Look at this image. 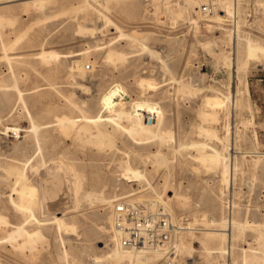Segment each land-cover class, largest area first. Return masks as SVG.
Listing matches in <instances>:
<instances>
[{
    "label": "rangeland",
    "instance_id": "rangeland-1",
    "mask_svg": "<svg viewBox=\"0 0 264 264\" xmlns=\"http://www.w3.org/2000/svg\"><path fill=\"white\" fill-rule=\"evenodd\" d=\"M164 1L169 0H44L40 5L35 0H0V151L9 153L0 152V158L12 163L9 148L20 144L17 158L30 159L24 170L35 191V216L45 223L29 220L25 228L40 230L41 238L35 248L20 251L16 242L22 239L9 234L26 215L10 202V195L15 202L18 198L8 192L13 177L4 173L8 183L0 186V213L7 224L0 228V264H128L126 258L113 259L114 202L136 204L174 194L183 196L185 204L169 200L173 217L195 218L196 223L191 227L194 240L188 233L175 241L191 246L192 252L179 253L173 263L264 264V239L258 236L264 233V0H239L237 20L225 17L221 24L196 15L198 23L192 24L176 16L175 2L183 5V0ZM109 49L123 58L108 60ZM42 50L59 57L45 64L37 55ZM75 60L91 69L76 73ZM142 78L151 79L156 88L139 86ZM183 85L194 93L184 95ZM217 93L227 97L226 109L208 122L204 99ZM141 100L158 105L160 127L173 135L169 145L154 135L139 141L113 122L96 126L84 119L108 115L126 126L134 120L132 104ZM60 117L76 120L70 132L56 122ZM84 125L88 134L78 130ZM201 126L228 138L222 143L208 139L199 134ZM151 128L158 133L156 125ZM98 130L107 139L101 137L103 146L94 137ZM190 141L205 142L207 151L216 149L228 157L232 169H227V182L221 167L198 161L196 151L184 147ZM158 156L162 164L154 159ZM126 163L144 178L125 179ZM49 181L61 186L53 197L46 191ZM124 192L135 195L113 197ZM232 193L234 207L227 212L225 201ZM53 216L65 219L70 228L59 231L49 224ZM232 217L241 223L230 240L206 241L207 228H224L209 221ZM220 247L225 252L212 253ZM169 251L145 264L168 263Z\"/></svg>",
    "mask_w": 264,
    "mask_h": 264
},
{
    "label": "bare ground",
    "instance_id": "bare-ground-1",
    "mask_svg": "<svg viewBox=\"0 0 264 264\" xmlns=\"http://www.w3.org/2000/svg\"><path fill=\"white\" fill-rule=\"evenodd\" d=\"M104 1V0H103ZM107 1V0H106ZM167 1V0H166ZM173 0H169L165 3V4H170L172 3ZM217 1V4H218V9L213 13L211 14L210 16L208 17H204L202 14L199 13V11L197 10V1L196 0H183L182 3L183 5H181L180 3L178 2H175V5L174 7H177V10H179L176 14L177 17H186L187 20H189V22H191L192 24H197V20L196 18H194L193 16H197L199 19L201 20H209L211 22H215V23H218V24H221L222 23V20H224L223 18L227 17V18H231L233 19L234 18V22L237 20L236 19V16H237V6H238V2L239 0H236V1H231V0H216ZM36 3H38L39 5L42 4L44 2V0H35ZM94 2V1H93ZM85 3L84 2V6H85ZM191 3H193V8L191 7ZM83 4H81L82 6ZM91 5V4H90ZM166 6V5H165ZM170 7V6H169ZM79 8V6H78ZM83 8V6H82ZM86 8L87 5H86ZM155 10H157L156 6H154ZM166 9V8H165ZM174 9V8H173ZM78 10V9H77ZM80 10V8H79ZM154 10V12H155ZM169 11H170V8H169ZM172 13V11H170ZM232 15V16H231ZM195 16V17H196ZM226 19V18H225ZM0 21H2V19H0ZM233 21V20H232ZM2 23V22H1ZM85 26V25H84ZM213 26V25H212ZM81 27V25H80ZM114 27L116 29H118L117 25L114 24ZM210 27V26H209ZM221 27V26H220ZM81 29V28H80ZM238 30V29H237ZM80 31V30H79ZM84 31V30H83ZM85 33V31H84ZM234 33V32H233ZM232 33V34H233ZM234 35V34H233ZM230 36V35H229ZM239 38V37H238ZM17 39V38H16ZM250 42V41H249ZM11 45V44H10ZM9 47V46H8ZM11 47V46H10ZM9 47V48H10ZM143 47V46H142ZM248 48V47H247ZM3 57L4 58H7V49L5 47H3ZM153 52V51H152ZM2 53V52H1ZM152 54V53H151ZM38 55V58L42 59L43 61H45V64H47L46 62L49 61V60H52V59H56L59 57L58 54L56 53H53L51 51H44L42 50ZM61 56H64V55H61ZM124 55H122V53H118L116 51H113L112 49H109V52H108V55H107V58L108 60H119L120 58L122 59ZM2 57V56H1ZM0 57V58H1ZM226 59V58H224ZM223 59V60H224ZM68 61V60H67ZM227 61V59H226ZM224 60V62H226ZM226 63H230L229 60L226 62ZM63 65V64H62ZM85 64L83 63V61H80V60H75L73 61V66L72 68L74 70H76V73L79 72H84L85 70ZM71 69V68H70ZM91 69V67H90ZM69 70V69H68ZM11 71V70H10ZM75 73V72H74ZM163 75V74H162ZM14 78V77H13ZM76 81V80H75ZM78 81V80H77ZM87 81V80H86ZM75 83V82H74ZM94 84V83H93ZM190 85H191V82H190ZM14 86V85H13ZM139 86H142V87H145L147 89H155L156 88V83H154L153 81H151V79H146V78H142L140 79L139 81ZM223 87V86H222ZM16 88V87H15ZM240 88V87H239ZM241 89V88H240ZM239 89V90H240ZM3 90V89H2ZM1 90V91H2ZM76 90V89H75ZM243 90V89H242ZM182 91L184 92L183 94L185 95L186 93H194L195 89H192L190 86L188 85H183V89ZM18 92V91H17ZM246 92V91H245ZM2 94V93H1ZM5 94V93H4ZM6 95V94H5ZM95 95V94H94ZM221 95V94H220ZM7 97V96H6ZM5 97V98H6ZM19 98V97H18ZM225 99L227 100V97L226 96H222L220 97L219 94H215V95H212V96H206L205 99H204V106L207 108V113H204V117L205 119H208L210 121H216L217 120V114L219 113V111H223L224 109H226V103H225ZM1 101V100H0ZM6 104V103H5ZM2 108V111H3V108H4V103H3V107ZM6 109V108H5ZM4 109V110H5ZM0 111V112H2ZM81 113V112H80ZM82 114V113H81ZM2 115V114H1ZM130 115L134 118L133 122L126 125V126H123V125H120L118 122H116V118L114 117H111V116H108V115H101V116H98V117H86L84 116V119L86 120V122L88 123H92L96 126H98L99 124H102L104 122H113L114 124H116L118 127H121L123 128L127 133H129L131 136H133V138L137 139V140H141L143 141L144 139H147L148 136L150 135H154V136H158L160 138V140H165L166 139V144L169 145V141H171L173 139V135L170 131L166 130V129H162L160 126L162 125V119H161V111L158 107V105L156 103H152V102H149V101H135L133 104H132V107H131V113ZM201 117H202V114L200 113ZM118 118H120L121 116H119V114H117ZM126 117V116H125ZM83 118V117H82ZM127 118V117H126ZM132 118V119H133ZM227 118V117H226ZM201 119V118H199ZM226 121V120H225ZM34 122V121H33ZM57 123H60L61 125L63 126H67L69 129L66 130V131H69L71 130L70 127H74L75 124H76V120H73L71 118H66V117H60L57 121ZM227 122V121H226ZM225 122V123H226ZM122 123H124V121H122ZM217 123V122H216ZM156 125L157 129L158 130V133L154 132L152 130V125ZM213 124V123H212ZM34 125V124H33ZM207 127V126H206ZM226 130L228 128V126H223ZM32 128V127H31ZM34 129L37 128V126H34L33 127ZM66 127H64V130H65ZM33 129V130H34ZM67 129V128H66ZM12 130V129H11ZM16 130V129H14ZM32 130V131H33ZM78 130H82V131H86L85 133L89 132L88 129H87V126L84 125L83 127H79ZM78 130H77V133H78ZM224 130V129H223ZM65 131V132H66ZM199 134L200 135H203L205 136L206 138L208 139H212V138H215L218 142H223L224 140H226L228 137H226L228 134L226 133L225 136L223 137H219L218 134H217V131L213 128H210V127H199ZM35 132V131H34ZM17 133V132H16ZM67 133V132H66ZM83 133V132H82ZM225 133V132H224ZM34 134V133H33ZM88 134V133H87ZM96 136L95 139H96V142L100 140V143L97 142L98 145L101 144V141H103L105 139V136H101L103 135V133H101V131H97L96 133ZM86 135V134H85ZM100 136V139H98L97 136ZM105 135V134H104ZM153 136V137H154ZM14 137V136H13ZM88 137L90 138V136L88 135ZM101 137H104L103 140ZM89 138L88 141H89ZM226 138V139H225ZM15 139V138H14ZM33 139V138H32ZM109 139V138H108ZM2 140V139H0ZM86 140V139H85ZM84 140V141H85ZM94 140V139H93ZM107 140V139H105ZM12 141V140H11ZM86 141V142H88ZM95 142V141H94ZM106 142H110V141H106ZM1 143V142H0ZM3 143V141H2ZM15 142H13L14 144ZM17 143V142H16ZM30 143V142H29ZM33 143V142H32ZM34 143L36 144V142L34 141ZM89 143H91L89 141ZM104 144V141L102 142ZM31 144V143H30ZM34 144V145H35ZM93 144V142H92ZM103 144H101L103 146ZM107 144V143H106ZM1 145V144H0ZM5 146L7 144H4ZM20 144L17 143V144H14L12 145L11 144V147L9 148L12 153H13V156L11 158V161L13 160L12 163H8L5 162L4 163V160L3 159V162L1 161L2 157H3V154L2 153H5V152H2L3 149H1L0 152L2 156L0 158V172L1 175H0V186L3 184H5L7 186V183L5 181V174H7V177H10L9 175H11L13 177V183L10 185V191L8 192H13L14 194H16L17 198H18V201L15 202L14 199H12L11 195L9 193H7L8 195H10V202H12L14 208L16 210H18L19 212H21L23 215H26L25 216V219L23 221V223H19L18 226H16L15 228V231H12L10 234H9V237L10 238H13V237H19L22 239V243H17L16 244L18 245V248L21 250L23 249H26V247H29L28 249H33L36 247L35 243L38 242V240L41 238V234H40V230L38 231H29L25 228V225L29 222L30 219H34L36 220V222L39 224V225H44V224H41L40 220H38L35 216V207H36V204L34 202V189L33 187L31 186H28L27 185V174L25 173V166H27V163L28 161L30 160L29 158H25L24 161L17 158V154L20 152ZM28 145V144H27ZM26 145V147H27ZM87 145V144H86ZM9 146V144H8ZM30 146V145H28ZM37 146V144H36ZM108 146V145H106ZM110 146V145H109ZM113 146V145H112ZM7 147V146H6ZM24 147H25V144H24ZM25 147V148H26ZM54 147V146H53ZM184 147L186 149H194L196 151V158L195 159H200L201 161H207L209 162L210 164H212L213 168H218V167H221L222 168V180H224V182H227L229 179H228V170L229 168L232 169V167H229V165H227L226 161H227V156L222 152V151H219V150H216V149H212V152H209L207 151V144L205 142H200V141H190L186 144H184ZM3 148V146H2ZM74 148V147H73ZM107 148V147H106ZM8 149V147L6 148ZM38 151L40 150V147L38 146ZM110 149V147H109ZM224 149V148H223ZM222 149V150H223ZM5 150V149H4ZM34 150V148H33ZM36 150V149H35ZM100 150V149H99ZM102 150V149H101ZM9 151V150H8ZM10 151V152H11ZM26 151V149H25ZM69 151V150H68ZM24 152V151H23ZM35 152V151H34ZM37 152V151H36ZM30 153V152H29ZM98 153V152H97ZM109 153V152H108ZM6 154V153H5ZM4 154V156H5ZM9 153H7L6 155H8ZM36 154V153H35ZM68 154V153H67ZM24 155V154H23ZM39 155V154H38ZM157 155V154H156ZM22 156V154H21ZM27 157V155H24ZM72 156V155H71ZM153 156V155H152ZM262 156V155H261ZM135 157V156H134ZM159 157V156H158ZM256 157V156H255ZM6 158V157H5ZM46 158V156H45ZM23 159V157H22ZM156 159L155 161L159 164L161 163L162 161H164V159L162 158H154ZM41 160V159H40ZM69 160V159H68ZM199 161V160H198ZM36 161H34L35 163ZM18 163L21 164V167L18 166ZM42 163V162H41ZM133 163V162H132ZM156 163V164H157ZM162 164V163H161ZM160 164V165H161ZM33 166V165H31ZM38 166V165H37ZM165 166V165H164ZM171 166V165H170ZM53 167V166H52ZM124 169H123V177L125 179H142L144 178V175L137 171L136 169H134L129 163H126L123 165ZM29 168V167H28ZM34 168H35V165H34ZM32 168L31 171H34ZM61 168V167H60ZM159 168V167H158ZM64 169V168H63ZM167 169V168H166ZM228 169V170H227ZM28 170V171H30ZM116 170V169H115ZM37 171V170H36ZM230 171V170H229ZM35 172V171H34ZM54 172V171H53ZM64 172V171H63ZM232 173V172H231ZM64 175V173H62ZM122 174V173H121ZM77 175V174H76ZM55 176V175H54ZM122 176V175H121ZM47 178V177H46ZM55 178H58L57 175ZM8 179V178H7ZM50 179H53L50 178ZM61 179V178H60ZM10 180V179H8ZM55 180V179H54ZM53 180V181H54ZM48 181V180H47ZM46 181V182H47ZM51 181V180H50ZM49 181V182H50ZM52 181V182H53ZM61 181V180H60ZM63 181V180H62ZM62 181L60 182V184L62 183ZM123 181V180H122ZM45 182V181H43ZM48 182V183H49ZM128 182V181H127ZM40 183V182H39ZM70 183V182H69ZM126 183V182H125ZM44 184V183H43ZM50 185L47 186V193L49 192L52 196V194H55L57 193V191L59 190V187L61 189V186L57 185V184H51V182L49 183ZM124 184V183H123ZM122 184V185H123ZM62 185V184H61ZM44 186L46 187V185L44 184ZM65 187V186H64ZM3 188V186L1 187ZM227 188V187H226ZM79 189V187H78ZM135 190V189H134ZM6 191V190H5ZM123 191V190H122ZM125 191V190H124ZM146 191V189H145ZM45 194V193H44ZM126 195L127 193L124 192L122 194H115V196L113 197H117V196H121V195ZM57 195V194H56ZM89 196V194H87ZM109 195V194H108ZM135 195V193H130L128 192V194L122 198H126V197H130V196H133ZM65 196V195H64ZM91 196V195H90ZM53 197V196H52ZM112 197V198H113ZM48 198V197H47ZM56 198V197H55ZM172 198H175L176 199V202L178 205L180 206H183L185 204V198L179 194H174L173 196H169L167 199H164V197L162 196H157L156 199H151V200H146L144 202H146V204H143L145 207H147L148 209L152 210V211H157L159 209V204L161 203L163 206H164V210L170 215V218L172 219V221H176L177 219H175V217H173L174 214H172V210H171V207L169 206V200L172 199ZM102 199V197H101ZM109 199V197H108ZM111 199V197H110ZM52 201V200H51ZM105 201V199H104ZM111 200H109L107 203H110ZM59 205V204H58ZM62 205V203H61ZM187 209V208H185ZM184 209V210H185ZM53 221L49 224H56L57 225V228L58 230H62V229H69L70 227L68 226V224L66 223V221H64L65 219H63L62 217H56V216H53L52 217ZM50 220V219H49ZM185 230L184 231H181L178 233V235L175 236L174 240L171 242V244L169 245L168 250H170V254L172 255V257H168L166 258V262L168 261V263L166 264H176V263H173L175 257L179 254V253H183L184 251L188 250L187 252L188 253H191L192 251V247L191 246H188L186 245V243H183V242H175L176 240H178L180 237H185L186 234L189 233L188 236H190L189 239L191 240H194V238L191 236L193 233V228L192 225H194L196 222V219H185ZM208 222V221H207ZM221 223L223 224V227L224 228H220V229H216V228H207V232L205 233V235H207V239L206 241L207 242H210V241H213L214 239H222V240H230V235H231V232L233 231H236V230H239L240 229V220L239 219H235V218H230L229 220H227L226 222L225 221H209L207 224L209 225H213V226H221ZM7 224V221L5 219L4 216L1 215L0 213V228H4L5 225ZM226 227V228H225ZM113 229H114V232L116 233V249L113 250V259H115L116 261H121L122 259L126 258L128 260V264H145L146 262H149V261H158L160 260L162 257H163V253L166 252V251H157V250H149V249H128V248H125L122 246L120 240H119V235H118V232H116L115 230V227H114V224H113ZM65 230V231H66ZM259 240L261 239H264V233H260L259 235ZM7 240V239H6ZM261 244H262V241H261ZM35 245V247H34ZM262 247V246H261ZM13 248V247H12ZM17 248V247H16ZM223 249L224 247H220V248H216L215 251H213L212 253H223L225 252V250H219V249ZM264 249V248H262ZM28 251V250H27ZM185 253V252H184ZM62 254V253H61ZM66 255V254H65ZM174 255V257H173ZM62 256V255H61ZM33 258V257H32ZM65 258V257H64ZM245 258V257H244ZM125 260V259H124ZM181 260V258H180ZM126 261V260H125ZM246 261V260H244ZM181 262V261H180ZM187 262V261H186ZM193 263V262H192ZM66 264V262H65ZM177 264H182L181 263H177Z\"/></svg>",
    "mask_w": 264,
    "mask_h": 264
},
{
    "label": "built area",
    "instance_id": "built-area-1",
    "mask_svg": "<svg viewBox=\"0 0 264 264\" xmlns=\"http://www.w3.org/2000/svg\"><path fill=\"white\" fill-rule=\"evenodd\" d=\"M197 10L208 17L218 9L216 0H196ZM236 1V0H231ZM86 69L90 66L86 65ZM232 181V188H233ZM233 193L227 197L228 212L234 207ZM113 224L123 247L128 249H149L166 251L179 232L185 230L184 218L172 221L164 209L152 211L142 203L131 204L117 200L112 208Z\"/></svg>",
    "mask_w": 264,
    "mask_h": 264
}]
</instances>
